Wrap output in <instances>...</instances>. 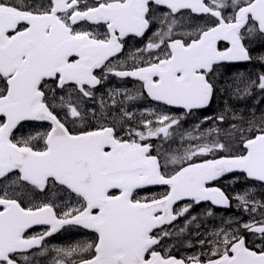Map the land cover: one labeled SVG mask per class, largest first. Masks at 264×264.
<instances>
[{
  "label": "snow or ice",
  "instance_id": "snow-or-ice-1",
  "mask_svg": "<svg viewBox=\"0 0 264 264\" xmlns=\"http://www.w3.org/2000/svg\"><path fill=\"white\" fill-rule=\"evenodd\" d=\"M148 33L131 64L120 59ZM253 42L264 44V0H0V264H264L251 190L235 197L247 221L190 238L194 206L232 207L222 178L264 187V112L226 103L182 123L226 92L264 100V73L224 76L253 60ZM109 77L136 84L98 96ZM136 100L155 102L139 121L125 108ZM72 228L87 238L49 247Z\"/></svg>",
  "mask_w": 264,
  "mask_h": 264
},
{
  "label": "flooded vegetation",
  "instance_id": "flooded-vegetation-1",
  "mask_svg": "<svg viewBox=\"0 0 264 264\" xmlns=\"http://www.w3.org/2000/svg\"><path fill=\"white\" fill-rule=\"evenodd\" d=\"M148 36H151V33H148V35L142 39H135V38L129 39L127 42V45L124 49V52L119 55L120 59L121 60H127V62L129 64H131L132 60L129 59L130 54L135 53L138 48H143L144 45L147 43ZM232 69H234L233 66H226V72H229ZM135 84H136L135 81H130L129 79L127 82H125V81H122L120 79H117L116 77H109L108 81L105 82V85L103 87L98 86L99 91L97 92V95L98 96L104 95L105 98H107V92L110 89H118L116 87L134 89ZM154 105H155V103H153L150 100H136V101L128 102L127 104H125V108L134 114L136 121H139L143 115H146L145 109H147L149 107H154ZM95 107H98V105H95ZM174 111L179 112V110H174ZM204 116H205L204 112H196L195 115L188 116L184 121H182L183 128H186L189 125V123H193V122L200 123V121L204 119ZM153 151H155V149H153ZM234 179H235L234 177L226 178L217 185L223 191H225V193L227 195H229L230 198H232V201H234V198H233V196H231L230 192H232L233 189H231L230 185H231V181ZM162 190L163 189L154 190V191H156L158 193ZM194 207H196V206H194ZM200 207H206L207 208L208 206H201L200 205ZM77 231H79V230H77V229H71L70 230V232H73L74 237L78 236V234L82 235L81 233H79L80 231L79 232H77ZM186 238H188V237H186ZM190 238H191V240H197L200 237H197V238L190 237ZM183 248H184L183 249L184 254H190V253L196 252V251L190 252V250L187 249V247H183Z\"/></svg>",
  "mask_w": 264,
  "mask_h": 264
},
{
  "label": "rangeland",
  "instance_id": "rangeland-1",
  "mask_svg": "<svg viewBox=\"0 0 264 264\" xmlns=\"http://www.w3.org/2000/svg\"><path fill=\"white\" fill-rule=\"evenodd\" d=\"M258 45H261V43L260 42H253V44H252V46H258ZM260 55H257V57H256V55H255V59H257V64H259V63H261L260 62V60L258 59V57H259ZM262 64H264V63H262ZM240 73H243L245 76H248V75H246L244 72H239V74ZM255 74L256 75H260L261 74V72H259V71H256L255 72ZM225 94V93H224ZM226 94L227 95H224V100H226L225 102H223V104L222 105H220V106H218L217 107V109H218V112H217V114H219L220 113V108H221V112H223L224 110H225V104L227 103L232 109H239V107H240V105H238V104H242V103H244L248 98H250L251 96H249V97H245L244 99H231V100H229V98H230V95H231V93H228V92H226ZM245 110L243 109H241V110H237V112L238 113H242V114H244L245 116H249V115H251V113H252V111L250 112L249 110L248 111H245ZM256 111V110H255ZM261 112H264V107L263 106H259V111H256V115L257 116H259L260 115V113ZM229 115V117L231 116V113H229L228 114ZM237 184H239V182L237 181ZM231 189H233V186L231 185ZM249 190H251V195H253V196H255V198L259 201V200H264V197H262L258 192H257V190H255L254 188H247V189H244L243 191H240L239 193H236V195L237 194H243L244 192H246V191H249ZM234 213L232 212L231 214L232 215H230V214H221V213H218V214H215V216H213L210 220L211 221H208V219L210 218V217H207L206 215H204V213H205V210H202L201 211V217H204L205 219L204 220H198V222H194L193 224H191V226H190V229H196V230H194L195 232H198V231H203V232H205V229H207L209 232L210 231H213V230H215V228H217L218 226H221V221L222 220H225V221H227V220H244V221H247L248 219H249V216H248V214L247 213H245L244 211H243V209H241V208H238L237 207V205H236V207H234ZM238 213V214H237ZM234 215V216H233ZM237 215H243L242 217H239V218H237V219H235V216H237ZM197 223H199V225H200V227H197ZM225 226H227V225H225ZM249 239H251V237H250V235H249ZM79 241H81V240H78V242ZM51 244L52 243H50L49 244V247H51ZM71 244H75V243H73V242H69V240H68V238H65L63 241H61V243H60V247H64V246H68V245H71ZM52 247H53V245H52Z\"/></svg>",
  "mask_w": 264,
  "mask_h": 264
},
{
  "label": "water",
  "instance_id": "water-1",
  "mask_svg": "<svg viewBox=\"0 0 264 264\" xmlns=\"http://www.w3.org/2000/svg\"><path fill=\"white\" fill-rule=\"evenodd\" d=\"M239 63H246V62H239Z\"/></svg>",
  "mask_w": 264,
  "mask_h": 264
}]
</instances>
